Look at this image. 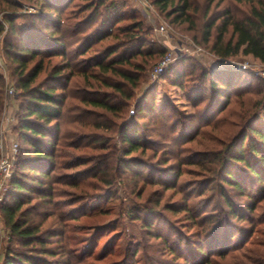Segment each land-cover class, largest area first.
I'll use <instances>...</instances> for the list:
<instances>
[{
  "label": "trees",
  "instance_id": "trees-1",
  "mask_svg": "<svg viewBox=\"0 0 264 264\" xmlns=\"http://www.w3.org/2000/svg\"><path fill=\"white\" fill-rule=\"evenodd\" d=\"M153 2L170 21L195 28L193 0ZM207 2L206 14L213 5L222 8L206 15L199 42L220 59L242 53L264 64V0ZM25 4L37 11L22 12ZM0 45L15 77L20 142L0 207L10 236L1 264H83L100 237L94 235L79 254L68 223L103 210L100 203L117 199L115 188L122 183L163 189L127 211L158 239L153 257L166 251L179 264H216L247 247L264 223V82H256L255 74L183 58L162 78L184 89L195 114L158 106L156 84L135 98L147 69L165 50L130 0H0ZM5 93L0 73V116ZM234 100L241 122H233L240 124L232 138L220 148L188 154L186 162L180 155L185 145L208 126L226 122ZM88 126L91 132L81 130ZM150 151L157 165L140 157ZM188 163L205 168L195 183L197 195L207 194L202 200L193 199L192 184L178 183ZM170 190L180 191L183 200L164 203ZM67 195L75 200H58ZM211 206L216 211L208 212ZM167 211L183 213L196 229L186 234ZM233 219L250 226H236ZM126 247L125 264H132L139 249ZM148 256L138 262L147 264ZM248 259L257 261L252 254Z\"/></svg>",
  "mask_w": 264,
  "mask_h": 264
},
{
  "label": "rangeland",
  "instance_id": "rangeland-1",
  "mask_svg": "<svg viewBox=\"0 0 264 264\" xmlns=\"http://www.w3.org/2000/svg\"><path fill=\"white\" fill-rule=\"evenodd\" d=\"M193 2L195 6V10H193L195 28L192 29L190 28L188 23L176 24L170 21L172 19L167 18L165 16V12H161V10L154 4L153 0L149 2L152 5L151 11L147 10L144 7L142 0H130L132 6L139 11L141 17L151 29L152 39L155 40V42L165 50L164 54L171 52L172 55L176 56L175 60L170 65H168L165 71L158 75H154L155 68L162 60L164 54L160 56L155 62H152V65H150V67L146 71V75L143 78L142 83L134 91L135 98H140L146 88H148L151 84H156V103L158 104V106L163 107L167 104H171L169 112H174L175 110H177L186 116L195 114L196 109L194 105L187 99L184 89L172 83L169 79L162 78L163 73L167 70H170L176 63H178L180 59L189 58L196 61L197 63L202 64L203 66H215L218 68H220V66L223 64H227L233 67V63H243L246 64L247 67L235 69L249 70L258 77V81L256 82H264L263 77L258 72L259 70L264 68V64L261 63L258 59L254 58L252 55H244L241 53L229 59H220L208 48H206L201 42H199L201 41V29L206 19V15L207 17H210L212 16L210 14H218L220 8H222V5H213L210 8V12L208 11L209 14H206L207 8L209 6L207 0H193ZM22 8V12L37 11V8L33 5L25 4L22 6ZM6 12L8 11H3L2 14ZM20 22L23 21L21 20ZM162 25L165 27V30L161 29ZM195 34L200 35V37L198 38L199 40L195 39ZM198 46L202 47L203 50H197L196 48ZM0 73L2 74V77L4 78L6 84L5 105L0 116V141L2 142L0 152H3L5 155L10 156V158L12 159V173L4 180L3 186L0 190V195L3 196V199L0 202L1 207V204L5 198L7 184L16 172L15 162L20 150V142L18 133L16 131V126L18 125V99L16 87L14 84L15 77L13 76L12 70L8 66V62L4 57V52L1 45ZM240 110L241 108L238 105V101H232L227 111H225V116H228L229 121L227 119L226 122L223 121L220 123L219 121L215 125L208 126L204 129L205 131H203V134L198 136L195 141H191L190 143L186 144L185 147L187 148L183 149V153L180 152L181 156L186 157H184L185 161L189 162V159L187 158L188 154H191L193 152L196 153L200 150L207 151L209 149L220 148V142L230 140L238 130V125L240 124L238 123V125H236L233 124V122H241ZM81 130L91 132L93 129L88 126ZM15 143L18 146L17 150H15L13 146ZM115 143H118V145L120 146L119 141H115ZM87 152L91 153L92 155L98 151L88 149ZM135 154L137 155V153ZM153 155L154 154H151L150 151L146 156L140 157L143 158L145 162L157 165V158L156 156L152 158ZM183 169L184 174L179 179L178 183L180 185L183 183L184 185L192 184L191 187L190 185L186 186L190 187V190H193L195 188L196 195L193 197V199L202 200L203 198H205L207 194L201 196L197 195V193H199V189L197 190V188L195 187L196 182H201L202 176H204L205 168L188 163L183 166ZM59 171L62 170L60 169ZM125 180L126 179H124V181ZM122 184H119L115 188L117 199L111 200V202H109L108 204H104L103 202L100 203L101 208H104L103 210L97 209L91 211L87 214L81 215V217L77 219H71L68 223V226L72 228V230L69 232V235L72 236L73 246L76 247L77 253L79 254L82 253L81 250L83 247L88 246L91 243L94 235L98 236V238L100 237V241L97 242L98 244L96 243V247L94 248V252L91 254V257H87L83 264L87 262L93 264H118L121 260L125 264L126 259L124 260V257H126L125 254L126 252H128V248L126 247L127 245L130 246V252H132L135 247L136 250L139 249L136 256V261H133L132 264H142L141 262H138V260L145 256L147 252L152 255V257L148 256L149 259L147 260V264H179L180 260L174 259L173 256L169 255V253L166 251L164 253L161 252L158 256L153 257L154 252L152 250L153 247L156 249L155 245L159 242L158 239L154 237L152 238L146 233V230H144V227L142 226L143 223L141 221H133L132 218H130L131 213L127 214V211L129 209L132 210L134 203L138 204L141 202H146V198H149L148 195L152 191L158 189L162 191V187L147 185L146 188L141 189V185L134 186L133 184H130V186L127 187L126 184H124V187V185ZM58 188L62 189L61 186H59ZM79 190L80 189H78V191ZM67 192H72V190L69 189V191ZM138 194H142V197L139 198ZM152 195L155 196L153 193ZM71 197L73 196L67 195L58 200H61L62 202L64 200H75V198L71 199ZM183 198L184 196L180 191L179 193H177L175 190H170L164 197V203L170 204L179 200H183ZM205 200L207 199H204L203 203H205ZM78 204L80 203H77V205ZM95 206H97V204H94V208ZM213 208L215 207L211 206L208 209V212L216 211ZM167 214L173 220L177 221L178 219L177 224L179 226H182L181 230H183V232H185L186 234H189L196 229L194 227V223H192L191 220L188 221V219L186 218L184 220L182 219L184 218L182 216L183 213L178 215L172 214L170 211H167ZM232 223L242 228H249L250 226L249 221L240 222L236 219H233ZM78 238L80 243L76 241V239ZM9 240L10 236L4 225L2 213L0 210V264L2 263L3 252ZM54 244L56 245V242ZM246 246L247 247L243 249H235L227 257H220L217 260L216 264H246L243 263V261L250 263L248 259V255L250 254L253 255L254 261L257 260L255 263L252 262L250 264H264V223L258 224L256 226V230L255 232H253L252 237L250 238V241L246 244ZM112 248H114V250H112ZM110 250H112V253L105 256L106 251L109 252Z\"/></svg>",
  "mask_w": 264,
  "mask_h": 264
},
{
  "label": "built area",
  "instance_id": "built-area-1",
  "mask_svg": "<svg viewBox=\"0 0 264 264\" xmlns=\"http://www.w3.org/2000/svg\"><path fill=\"white\" fill-rule=\"evenodd\" d=\"M150 1L151 0H142L144 7L149 11L152 10V5H151V3H149ZM161 29L165 30V27L162 25ZM196 49L199 51L203 50L202 47H200V46H198ZM175 58H176V56L172 55L171 52L164 54L162 60L158 63V65L155 68L154 75L161 74L163 71H165V69L168 67V65H170L175 60ZM233 67L234 68H245V67H247V65L243 64V63H233ZM258 72L264 79V68H262ZM10 91H12V90H10ZM13 146H14L15 150L18 149V146L16 143ZM0 147H2L1 141H0ZM11 173H12V159L10 158V156H7L3 152H1V154H0V190L3 186L4 180L8 176H10ZM2 199H3V196L0 195V202Z\"/></svg>",
  "mask_w": 264,
  "mask_h": 264
}]
</instances>
